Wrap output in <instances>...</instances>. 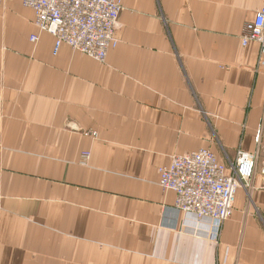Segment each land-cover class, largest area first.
Listing matches in <instances>:
<instances>
[{
	"label": "crops",
	"instance_id": "obj_1",
	"mask_svg": "<svg viewBox=\"0 0 264 264\" xmlns=\"http://www.w3.org/2000/svg\"><path fill=\"white\" fill-rule=\"evenodd\" d=\"M261 4L122 0L104 63L0 6V264H264L263 189L238 191L215 241L159 184L201 148L264 159L260 45L241 42Z\"/></svg>",
	"mask_w": 264,
	"mask_h": 264
},
{
	"label": "built area",
	"instance_id": "obj_2",
	"mask_svg": "<svg viewBox=\"0 0 264 264\" xmlns=\"http://www.w3.org/2000/svg\"><path fill=\"white\" fill-rule=\"evenodd\" d=\"M10 0H0V6ZM35 15L40 32L55 38V54L64 45L99 62H106L109 51L119 44L117 29L122 0H22ZM33 43L37 34L30 37ZM256 42L264 57V0L254 18L245 24L242 43ZM240 166L231 177L210 150L200 149L173 157L160 170V186L176 194L175 209L197 219H209L208 237L218 240L224 222L232 215L234 195L240 182L253 177L256 158L241 154ZM244 185V184H241Z\"/></svg>",
	"mask_w": 264,
	"mask_h": 264
},
{
	"label": "rangeland",
	"instance_id": "obj_3",
	"mask_svg": "<svg viewBox=\"0 0 264 264\" xmlns=\"http://www.w3.org/2000/svg\"><path fill=\"white\" fill-rule=\"evenodd\" d=\"M122 9H123V5H122ZM122 9H121V11H122ZM244 28H245V26H244ZM244 28H243V31H242V34H241V42H242V36H243ZM251 43H253V42H251ZM254 43H256V42H254ZM242 45H243V43H242ZM247 46H244L243 45V47H247ZM261 52H262V50H261V46H260V55H259L258 65H259V67H262V66L264 67V57L262 56ZM93 135L96 136L95 132H93ZM201 149H206V150H210L211 152H213L209 148H201ZM244 152H250V151H247V150H245L243 148H239L237 150V152H236V158H235L234 161H229V162L226 163L224 161L221 162L219 160L221 162V164H223L225 166V169L227 170V172L230 173L229 175H231V177H233V178H236L234 176V172H236V170L239 168V166H240V160H241V156H242L241 154L244 153ZM250 153H253L254 156H255V158H256V164H255L254 171H253V177L250 180H248V181H246V180L244 181L243 180L242 182H240L241 184H244V185H241L240 184V186L237 188V191H236V193L234 195L233 202H236L237 201L238 191L241 190V189H245V190H247V192H249L250 190H255L256 188H259V189H263L264 190V159H262L261 150H260V148H257L254 152H250ZM90 157H91L90 152L84 151L82 153V155H81V162L83 164L88 163ZM217 158H218V156H217ZM161 169H162V167L159 169V173H160V170ZM257 173H259L260 174V177H261V184L259 186H256L255 183H254L255 176L257 175ZM247 196H248V194H247Z\"/></svg>",
	"mask_w": 264,
	"mask_h": 264
},
{
	"label": "bare ground",
	"instance_id": "obj_4",
	"mask_svg": "<svg viewBox=\"0 0 264 264\" xmlns=\"http://www.w3.org/2000/svg\"><path fill=\"white\" fill-rule=\"evenodd\" d=\"M10 1H13V0H10ZM21 1H22V0H21ZM22 4H23V2H22ZM23 5H24V4H23ZM54 39H55V38H54ZM181 155H182V154H181ZM175 156H178V155H175ZM175 156H173V157H175ZM173 157H172V158H173ZM172 158H171V161H170V163H171V162H172V160H173Z\"/></svg>",
	"mask_w": 264,
	"mask_h": 264
}]
</instances>
